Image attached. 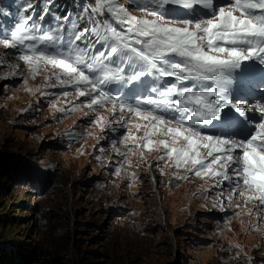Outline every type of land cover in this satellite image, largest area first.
<instances>
[{
    "label": "snow or ice",
    "instance_id": "snow-or-ice-1",
    "mask_svg": "<svg viewBox=\"0 0 264 264\" xmlns=\"http://www.w3.org/2000/svg\"><path fill=\"white\" fill-rule=\"evenodd\" d=\"M21 11L13 30L0 32V46L14 50L0 53V67L10 69L4 79L21 76L35 94L40 89L26 87L29 76L43 75L45 89L63 90L57 100L71 88L85 100L58 111L97 113L87 123L101 133L123 128L127 151L115 141L111 148L129 167H139L130 156L145 162V150L157 152L161 175L171 166L175 179L191 173L214 180L230 204L238 194L245 207L256 201L253 209L264 211V95L255 98L264 89V0H73L71 7L25 0ZM125 178L139 179L134 172Z\"/></svg>",
    "mask_w": 264,
    "mask_h": 264
},
{
    "label": "rangeland",
    "instance_id": "rangeland-1",
    "mask_svg": "<svg viewBox=\"0 0 264 264\" xmlns=\"http://www.w3.org/2000/svg\"><path fill=\"white\" fill-rule=\"evenodd\" d=\"M72 2L58 0L69 7ZM24 6L25 0L0 2V32L14 29ZM11 51L0 46V53ZM5 60L25 68L14 57L6 55ZM7 71L0 67V164L15 175V190L24 192L21 198L33 211L14 207L12 216L26 218L15 230L17 239L39 242L59 264H264V220L259 219L264 211L253 209L256 201L245 207L237 194L230 204L219 195L214 180L191 173L185 180L175 179L171 166L161 175L156 165L163 168L164 161L156 159L157 152L145 150V162L130 156L139 167H129L111 148L115 141L127 151L120 143L123 128L101 133L87 123L97 113L87 108L67 115L58 111L85 98L75 99L68 88L64 90L72 95L57 100L63 90L45 89L43 75L35 80L29 76L26 87L40 89L33 94L22 86L21 76L4 80ZM45 91L51 95H43ZM99 114L107 115L103 110ZM70 131L87 138L73 139L67 135ZM100 135L105 139L98 141ZM119 164L124 167L117 177L114 169ZM133 172L139 179L125 178ZM223 187L231 190L227 182ZM0 201L8 206L11 200ZM249 209L255 215H248Z\"/></svg>",
    "mask_w": 264,
    "mask_h": 264
},
{
    "label": "trees",
    "instance_id": "trees-1",
    "mask_svg": "<svg viewBox=\"0 0 264 264\" xmlns=\"http://www.w3.org/2000/svg\"><path fill=\"white\" fill-rule=\"evenodd\" d=\"M13 178L15 175L0 164V200H11L8 206L0 201L6 212L0 215V264H59L58 258L49 256L48 251L44 250L39 242L30 244L16 238L15 230L22 226L20 222H26V218L12 216L15 213L14 207H21V211H33L29 206L30 202L21 198L24 192L15 190ZM83 264H89L88 260Z\"/></svg>",
    "mask_w": 264,
    "mask_h": 264
},
{
    "label": "bare ground",
    "instance_id": "bare-ground-1",
    "mask_svg": "<svg viewBox=\"0 0 264 264\" xmlns=\"http://www.w3.org/2000/svg\"><path fill=\"white\" fill-rule=\"evenodd\" d=\"M8 71H10V69H8ZM7 71V72H8ZM14 79V77H10V78H8V79H6V80H13ZM5 80V79H4Z\"/></svg>",
    "mask_w": 264,
    "mask_h": 264
}]
</instances>
